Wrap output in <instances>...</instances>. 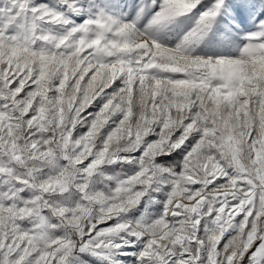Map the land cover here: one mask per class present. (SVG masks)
I'll list each match as a JSON object with an SVG mask.
<instances>
[{"label": "snow or ice", "instance_id": "obj_1", "mask_svg": "<svg viewBox=\"0 0 264 264\" xmlns=\"http://www.w3.org/2000/svg\"><path fill=\"white\" fill-rule=\"evenodd\" d=\"M227 7L0 0V264H264V20Z\"/></svg>", "mask_w": 264, "mask_h": 264}, {"label": "rangeland", "instance_id": "obj_2", "mask_svg": "<svg viewBox=\"0 0 264 264\" xmlns=\"http://www.w3.org/2000/svg\"><path fill=\"white\" fill-rule=\"evenodd\" d=\"M38 2H40V0H38ZM107 2L111 5L112 9L109 14L122 17L124 14H127L125 18L131 19L135 16L141 0H107ZM225 2L228 7L224 15L220 18L222 23L219 30L223 31V27L227 26L236 34L234 37L236 42L243 45L245 41L242 37L247 32L255 31L256 25L261 20H264V0H225ZM80 4L84 15H79L75 18L77 23L86 18L87 15L95 14L98 10L97 5L100 4V0H80ZM169 35H172V33H169ZM198 51L204 54L212 53L215 50L212 48H205L202 45ZM225 51L226 54L236 55V52L233 51L232 48L226 49ZM87 111H98V108L93 106ZM81 131H86V129H81ZM149 139H155V137H150ZM176 158L179 159V155ZM176 158L174 159L175 161L177 160ZM159 159L161 163H165L161 158ZM131 168V165L114 164L105 166L103 171L105 176L116 177L118 175L130 174ZM102 179L103 178H98V182L94 187H104V183L101 182ZM153 196L156 200L164 199L163 192L154 193ZM161 211L162 204L153 202L151 198H146L145 201H142L139 209H134L129 215L131 218L139 217L141 214H144L146 217H155L158 216ZM227 239L228 236L226 235L225 241ZM128 251H133V249H129ZM123 259H125L126 264H134V257H126Z\"/></svg>", "mask_w": 264, "mask_h": 264}, {"label": "trees", "instance_id": "obj_3", "mask_svg": "<svg viewBox=\"0 0 264 264\" xmlns=\"http://www.w3.org/2000/svg\"><path fill=\"white\" fill-rule=\"evenodd\" d=\"M176 157H178V153H173L171 156L164 157V158H161V159H162L163 162L168 163V164H171V163H174V161H175L174 159Z\"/></svg>", "mask_w": 264, "mask_h": 264}]
</instances>
